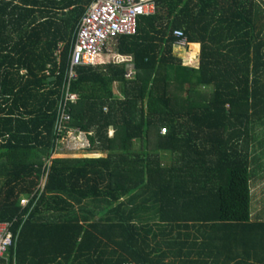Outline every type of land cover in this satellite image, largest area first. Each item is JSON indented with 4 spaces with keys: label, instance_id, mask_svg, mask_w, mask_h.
<instances>
[{
    "label": "trees",
    "instance_id": "16d2710c",
    "mask_svg": "<svg viewBox=\"0 0 264 264\" xmlns=\"http://www.w3.org/2000/svg\"><path fill=\"white\" fill-rule=\"evenodd\" d=\"M93 1L0 0L8 264H264V214L252 211L264 0H155L114 52L76 68L67 127L91 133L90 147L66 152L59 107ZM176 29L191 61L200 47L198 67L175 54Z\"/></svg>",
    "mask_w": 264,
    "mask_h": 264
},
{
    "label": "built area",
    "instance_id": "2783aa9c",
    "mask_svg": "<svg viewBox=\"0 0 264 264\" xmlns=\"http://www.w3.org/2000/svg\"><path fill=\"white\" fill-rule=\"evenodd\" d=\"M156 11L155 0H94L84 14L78 35L71 54V63L68 70V82L65 99L59 107L57 120L58 132H66L60 139L75 138L81 143H72L66 150L82 151L90 147L91 133L78 128H68L71 119L69 102L77 100L78 95L69 90L70 81L77 77L76 68L80 65H95L104 51L110 50L113 40L119 35L134 34L137 30V21L141 15L154 14ZM174 34L179 38L177 45L186 46L187 37L183 30L176 29ZM128 77L134 74L133 66L128 67ZM27 200L22 204L26 205ZM14 233L10 229V223L0 222V264H8V251L14 245ZM130 264H142L132 262Z\"/></svg>",
    "mask_w": 264,
    "mask_h": 264
},
{
    "label": "rangeland",
    "instance_id": "374dc122",
    "mask_svg": "<svg viewBox=\"0 0 264 264\" xmlns=\"http://www.w3.org/2000/svg\"><path fill=\"white\" fill-rule=\"evenodd\" d=\"M263 1V0H262ZM112 51L114 52V48L116 47V40H113L112 44ZM174 52L176 55L180 56L183 59V62L185 65H189V66H195L198 67L199 65V54L197 55V59H193V61H191L189 59L188 54L191 52V46L187 45V46H176L174 49ZM117 60H124V58H121V56L117 57ZM208 91V88L206 89ZM254 139L252 141V154L254 157H257V161H260V163L262 164V169H259V172L257 175L259 174H264V123H260V124H256L254 126ZM114 130L111 129L110 134H113ZM82 141L78 140L76 141L75 138H70L68 139V137L64 140L62 139L59 148H61L62 150L66 151V152H79V151H71V150H66L69 149V147H71L72 143L74 144H79ZM141 147V142L136 140L135 143V148H140ZM258 185H261V187H263L262 189H255V204L259 205L260 204V200L264 201V179L260 182H258ZM257 184V183H256Z\"/></svg>",
    "mask_w": 264,
    "mask_h": 264
},
{
    "label": "crops",
    "instance_id": "0c3cea01",
    "mask_svg": "<svg viewBox=\"0 0 264 264\" xmlns=\"http://www.w3.org/2000/svg\"><path fill=\"white\" fill-rule=\"evenodd\" d=\"M196 44V43H193ZM200 45V44H199ZM200 53V47H199V51L198 54ZM197 54V55H198ZM121 58H126V57H122ZM127 59V58H126ZM261 174L258 175V177L255 179L254 182H252V193H253V202H252V211L254 215H257L259 213H263L264 214V201L260 200V204L256 205L255 204V189H262L263 187H261V185H258L260 181H262L264 179V177H259ZM257 183V184H256ZM263 219H264V215H263Z\"/></svg>",
    "mask_w": 264,
    "mask_h": 264
}]
</instances>
